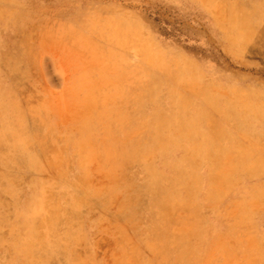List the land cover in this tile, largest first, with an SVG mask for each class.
I'll use <instances>...</instances> for the list:
<instances>
[{
  "label": "rangeland",
  "instance_id": "obj_1",
  "mask_svg": "<svg viewBox=\"0 0 264 264\" xmlns=\"http://www.w3.org/2000/svg\"><path fill=\"white\" fill-rule=\"evenodd\" d=\"M0 264H264V0H0Z\"/></svg>",
  "mask_w": 264,
  "mask_h": 264
},
{
  "label": "bare ground",
  "instance_id": "obj_2",
  "mask_svg": "<svg viewBox=\"0 0 264 264\" xmlns=\"http://www.w3.org/2000/svg\"><path fill=\"white\" fill-rule=\"evenodd\" d=\"M35 145V144H34ZM6 161V160H5Z\"/></svg>",
  "mask_w": 264,
  "mask_h": 264
}]
</instances>
